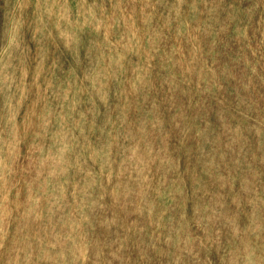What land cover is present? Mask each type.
<instances>
[{
	"label": "clouds",
	"instance_id": "clouds-1",
	"mask_svg": "<svg viewBox=\"0 0 264 264\" xmlns=\"http://www.w3.org/2000/svg\"><path fill=\"white\" fill-rule=\"evenodd\" d=\"M0 264H264V0H0Z\"/></svg>",
	"mask_w": 264,
	"mask_h": 264
}]
</instances>
